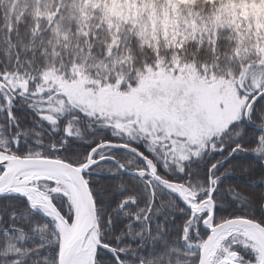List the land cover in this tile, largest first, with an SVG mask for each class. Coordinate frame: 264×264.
<instances>
[{
  "label": "snow or ice",
  "instance_id": "1",
  "mask_svg": "<svg viewBox=\"0 0 264 264\" xmlns=\"http://www.w3.org/2000/svg\"><path fill=\"white\" fill-rule=\"evenodd\" d=\"M0 264H264V0H0Z\"/></svg>",
  "mask_w": 264,
  "mask_h": 264
}]
</instances>
